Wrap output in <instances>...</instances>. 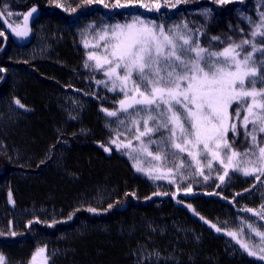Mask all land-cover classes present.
Segmentation results:
<instances>
[{
  "label": "trees",
  "instance_id": "16d2710c",
  "mask_svg": "<svg viewBox=\"0 0 264 264\" xmlns=\"http://www.w3.org/2000/svg\"><path fill=\"white\" fill-rule=\"evenodd\" d=\"M115 2L94 0L86 5L84 0H0V33L8 38L1 51L4 40L0 35V255L5 257V264H29L39 249L49 254L50 248L60 246L66 251L56 258L49 255V264H143L135 253L147 245L150 250L157 249L161 257H181L166 264H264L241 247L237 256L225 253V239H229L226 229L241 222L264 226L252 212L244 211H259L264 205L253 199L264 175L259 180L254 175L246 179L228 175L223 183L218 177L212 182L196 174L192 163V167L182 169L186 177L182 179L175 164L183 161L188 165L187 153L175 158L174 164L171 156L163 159L164 153L156 145L151 147L162 157L158 168L164 167L161 172L168 179L153 180L137 171L128 150L110 143L119 131L120 141L131 140L133 147L138 146L134 130H127L132 126L119 123L126 122L125 117L129 120L128 115L111 117L103 111H117L122 99L118 92L96 83L106 79L102 71L84 67L88 48L82 43L97 27L138 16L165 28L186 22L194 32L198 30L201 46L220 51L229 38L236 42L250 38L249 19L259 21L264 2L121 0L128 6L111 7ZM157 3L160 10H151ZM34 6L39 11L31 38L25 44L16 43L4 31L1 16H18ZM204 7L209 15L197 11ZM73 8L75 12L70 10ZM44 26L56 33L46 47L38 39ZM256 59L264 56L257 53ZM256 87L264 85L257 82ZM72 97L80 101L75 114L69 111ZM17 99L23 108L14 103ZM234 109H230L233 115ZM236 124L237 132H230L227 139L235 151L243 153L251 141L245 138L240 122ZM248 129L252 130L251 125ZM160 136L155 133L152 138L159 140ZM257 139L262 146L264 133ZM140 159L143 167L156 169ZM188 187L191 192H186ZM102 196L106 199L101 205L95 199ZM169 222L178 224L179 230L191 228L198 234L204 228L205 235L200 234L195 242L192 234H177L173 226L162 234ZM150 223L151 230L159 231L154 236L150 233L153 242L147 238ZM13 232L16 235H11ZM185 238L191 243L178 242ZM149 261L159 263L155 257Z\"/></svg>",
  "mask_w": 264,
  "mask_h": 264
},
{
  "label": "snow or ice",
  "instance_id": "6c2138e0",
  "mask_svg": "<svg viewBox=\"0 0 264 264\" xmlns=\"http://www.w3.org/2000/svg\"><path fill=\"white\" fill-rule=\"evenodd\" d=\"M93 2L94 0H84L86 5ZM96 2L103 3V0ZM217 2L223 4L228 0ZM127 6L128 3H121V0H116L111 5L113 8ZM141 6L149 8L147 4ZM104 7L108 8L109 5L104 4ZM160 8L161 5L157 3L151 10L159 11ZM70 10L76 11L74 8ZM36 11L35 8L31 9L24 16L25 22ZM249 23L252 26L250 38L241 39L239 42L229 38L230 42H227L222 51L201 46L197 38L198 30L193 32L186 22L166 30L162 24L139 17L133 18L130 23L104 25L103 28L96 29L94 44L87 39L82 41L85 48L93 49L88 51L84 67L102 71L106 77L96 83L124 95V99L118 102L117 111H103L111 117H118L120 113L128 115L132 127L127 130H134L133 138L138 146L133 147L131 140L127 143L120 141L122 134L119 131L110 143L128 150L137 171L145 173L153 180L168 179V175L160 169L142 166L140 157L151 158L150 164L161 161L159 152L154 155L149 151L152 145H156L163 151V159L167 161L171 156L174 164L175 158L181 153H187L188 165L183 161L175 164L182 179H186L182 169L186 166L192 167L193 162L196 174L204 176L205 180L209 179L204 175V169L199 167L198 157L201 155L208 158L206 167L209 170L212 169L213 161H218L223 166L224 174L219 176L221 183L229 175L230 169L245 176L255 175L257 180L260 175H264V147L260 146L257 139L259 133H264V87L256 88L257 82L264 85V59H256L257 53L264 56V14L259 21L249 19ZM13 31L21 37L29 34L27 28ZM257 37L260 38L259 41ZM211 39L221 44L226 43L220 37ZM97 50L103 51L104 55H97ZM14 103L24 107L18 99ZM234 103L237 108L233 115L229 109ZM241 111L245 113L242 119ZM234 120L240 122L245 130V138L251 141L249 150L243 153L235 151L227 139L229 131L237 132V124L232 122ZM119 123L123 125L125 121L120 120ZM141 124L143 131L140 130ZM249 125L251 131H248ZM165 131L167 135L163 134ZM155 133H161L159 140L152 138ZM105 150L111 151L110 148ZM251 157H255V161ZM168 171L171 173L172 169ZM191 191V187L186 189V192ZM89 211L95 212L96 209ZM244 211L252 212L264 221V205H261L259 211ZM212 227L222 231L216 225ZM247 227L259 238L258 244L250 245L236 231H227L226 234L248 255L264 260V232L253 228L251 224ZM45 252L46 249H39L32 258V264H37V256ZM0 264H5L2 255ZM43 264H48L46 256Z\"/></svg>",
  "mask_w": 264,
  "mask_h": 264
},
{
  "label": "rangeland",
  "instance_id": "374dc122",
  "mask_svg": "<svg viewBox=\"0 0 264 264\" xmlns=\"http://www.w3.org/2000/svg\"><path fill=\"white\" fill-rule=\"evenodd\" d=\"M33 8L37 9V11L33 14V16L29 17V19L27 20V22H25L24 16L31 9H33ZM31 9L28 10L27 12H24V13L18 15V16L16 14H15V16L13 14H9L7 17H6V15L1 16L2 19H3V23H4V31L7 32L12 37L13 41H15L16 43L25 44L31 38V31L33 29L32 24H33L34 18L38 15V11H39L38 6H34ZM197 11H200L202 14H204V16L210 14V11L207 8H205V7L202 8V9H199ZM135 17H138V16L129 17L126 22L130 23L132 21V19L135 18ZM139 18L140 19H143L141 17H139ZM143 20L149 21V19L148 20L143 19ZM150 21H152V20H150ZM126 22L114 23V24H109V25L124 24ZM156 24L159 25V23H157V22H156ZM173 25H176V24H173ZM25 28H27L29 30V34L26 37L18 36V35L15 34V31H13V29H15L16 31H22ZM100 28H103V27H97V29H100ZM189 28L191 29L192 27H189ZM182 30L187 31L186 29H182ZM55 34H56L55 31H53L49 27L44 26L43 28H40V35L38 37V39L40 40L39 41V44H43V45H45V47L48 46V44H47L48 40L51 37H55ZM95 36H96V30H95L94 34L92 35V37L88 40L89 43H91V44H94L95 43ZM91 50H93V49L88 48V51H91ZM27 51H29V50H27ZM33 53H35V51L32 52V54ZM97 55H101L102 56V55H104V53H103V51L97 50ZM256 88L257 89H260L259 87H256ZM142 90H143V88H142ZM118 93H119L121 99H124V95L122 93H120V92H118ZM79 102L80 101L78 99L74 98V97H72V99L69 100L68 104L70 106V108H69L70 113L75 114V113L79 112V110H77V106L79 105ZM233 106L235 107V109L237 108V104L234 103L231 106V108ZM230 109H229V111H230ZM244 114H245L244 111H241V119H242V117H243ZM141 115H143V113H141ZM125 119H126V122H125L124 125L131 126L128 118L125 117ZM234 123H236L235 120H234ZM150 126H151V122H150ZM141 128H142V131H143L142 124H141ZM230 132H232V131H229L227 133V136L229 135ZM259 135H260V133L258 134V136ZM261 147H264V143H263V145ZM198 150L199 151H202V149H198ZM149 151H151L152 153H154V155L157 154L155 147H150L149 148ZM246 151H248V150H246ZM142 158H143L144 163L150 164L149 163V160L151 158H144V157H142ZM198 159L200 160L199 167L203 168L204 169V175H206V176L209 177L208 181H212L213 182L215 180V178H217V177L219 178V176H221V175L224 174L223 173V170H222L223 169V166L220 165L218 161H213V163H212V169L209 170L206 167V165L208 163V158H206L204 155H201L200 157H198ZM251 159L253 161H255V157H251ZM193 164H194V162H193ZM159 165H160V161L159 162H153V163L150 164V166L155 167V168H158ZM158 169H160V171H161L162 169H164V167L162 166V167H159ZM229 175H236V176H239V177H243L245 179L250 176V175L245 176V175H243L240 172H235L234 173L231 169L229 170ZM256 189H257V191H255L256 193L253 196V199H259L261 201V203H264V183H259V185L256 186ZM111 195L112 194L109 195V198L111 197ZM99 198H96L95 200H99L100 204L102 205L104 203L106 197L105 196H102V197H99ZM254 201L255 200H253V202ZM54 212H56V211L54 210ZM16 215L18 217H21V214L16 213ZM54 215H55V213H54ZM248 224H251L253 226V228L258 229L260 232H264V226L262 224L258 223V225H257L256 223H250V222H245V223L241 222V223L238 224V226H235V227H232L231 226L229 229H226V231H236L238 234H240V238L243 239L245 242L249 243L250 245H252V244H258L259 243V238L256 237L255 236V233H253L247 227ZM172 226H173V228H176L177 234H179L180 232H184L183 234H185V235H187L188 233L189 234H192V236L195 239L194 240L195 242H197L198 239H200L199 236H201L202 234L205 235L204 228L200 229L201 230V232H200L201 235H200V234H198L196 232L194 233L191 228L190 229L185 228L184 231H182V229L179 230L178 229V227H179L178 224L175 225V223H172V222H169V224L167 223V227H166V229H164L162 231L163 232L162 234L168 232V230L171 229ZM151 227H152V225L150 223L148 225V227H147V233H148L147 238L151 242H153V237L150 236V233L153 234V236H154V234H158L159 231H158V229H156V231H153V230H151ZM157 228H159V226ZM159 229H162V228H159ZM241 229H242V231H241ZM226 236H228V235H226ZM49 242L51 243V242H53V240L52 241L49 240ZM178 242H180V243L181 242H185L186 244H190L191 243L187 238H185L184 240L179 239ZM149 247H150L149 245H147V246H140V250L137 251V253H135V257L138 258V260H141L143 264H154L153 262L149 261V259L151 257H153V258L155 257L156 260H158L159 263H155V264H160L161 261H163V262L165 261V264H166V262H174V261L180 260L179 258H181V257H179V258L173 259V257H170V256H163V257H161L160 255H157V253H158V250L157 249H151L150 250ZM225 249H226L225 250L226 255L229 254L230 257L237 256L240 253V251H241L240 250V245L232 237H230V236H229V239H225ZM63 250H64V248L61 247V246L60 247H53L51 250H49L50 253L48 255H50V257H55V256H58L60 253H64L66 251V250H64V251ZM43 254L44 253H42L41 255H43ZM181 255H182V253H180V256ZM37 264H43V258L42 257L41 258H37Z\"/></svg>",
  "mask_w": 264,
  "mask_h": 264
}]
</instances>
